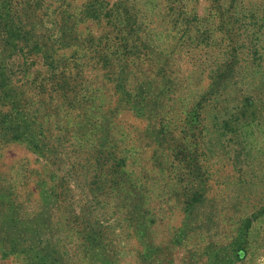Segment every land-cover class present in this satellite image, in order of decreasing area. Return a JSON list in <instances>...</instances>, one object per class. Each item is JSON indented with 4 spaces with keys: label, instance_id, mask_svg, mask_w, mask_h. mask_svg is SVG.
<instances>
[{
    "label": "rangeland",
    "instance_id": "374dc122",
    "mask_svg": "<svg viewBox=\"0 0 264 264\" xmlns=\"http://www.w3.org/2000/svg\"><path fill=\"white\" fill-rule=\"evenodd\" d=\"M0 264H264V0H0Z\"/></svg>",
    "mask_w": 264,
    "mask_h": 264
}]
</instances>
